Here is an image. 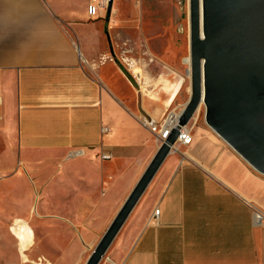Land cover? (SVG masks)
Here are the masks:
<instances>
[{"label":"crops","instance_id":"obj_1","mask_svg":"<svg viewBox=\"0 0 264 264\" xmlns=\"http://www.w3.org/2000/svg\"><path fill=\"white\" fill-rule=\"evenodd\" d=\"M121 6L90 17L87 0H0V204L19 210L0 218V264H84L159 148L140 119L188 99L180 53L146 54L141 72L121 62ZM187 25L179 6L165 42L186 51ZM186 127L191 142L164 158L106 264H264V174L199 113ZM18 221L31 236L12 233Z\"/></svg>","mask_w":264,"mask_h":264},{"label":"water","instance_id":"obj_2","mask_svg":"<svg viewBox=\"0 0 264 264\" xmlns=\"http://www.w3.org/2000/svg\"><path fill=\"white\" fill-rule=\"evenodd\" d=\"M187 9L188 99L84 264L99 263L200 106L205 124L264 174V0H187Z\"/></svg>","mask_w":264,"mask_h":264},{"label":"rangeland","instance_id":"obj_3","mask_svg":"<svg viewBox=\"0 0 264 264\" xmlns=\"http://www.w3.org/2000/svg\"><path fill=\"white\" fill-rule=\"evenodd\" d=\"M121 2V7H124V9H122L120 13L121 23L117 26L115 35L117 37V43L114 45L115 52L121 62H123V64L132 63L133 68L141 72V66L143 63L141 58L146 56V54L159 58L169 51L174 54L180 53V57H183L184 62L181 66V74L185 79L182 89H187L188 91L189 77L186 74V69H188L187 71L189 73V60L186 62L184 61L185 56H188V48L186 51H181L178 49L177 45L165 42V40L168 41L169 33H166L164 38V31L160 28L162 21L172 20V14L179 6L182 7V12L185 13L187 10V0H130V3L121 0ZM141 27L143 30H141ZM141 31L145 33L146 39L142 38L143 34ZM185 36L188 45L187 35ZM135 57L136 60H130ZM159 63L160 62L155 61L151 63L153 73L161 72L162 67L158 65ZM167 84H165V87ZM170 86L171 85L167 88H170ZM197 113H199L200 117L203 119V106L199 107ZM18 214V206H4L3 204H0V218L11 217ZM0 236H4L6 241L9 238L7 232H0ZM119 236L120 232L118 231L98 264H106L108 262L107 258H109L110 251L114 247ZM1 256L2 250L0 249V259Z\"/></svg>","mask_w":264,"mask_h":264},{"label":"built area","instance_id":"obj_4","mask_svg":"<svg viewBox=\"0 0 264 264\" xmlns=\"http://www.w3.org/2000/svg\"><path fill=\"white\" fill-rule=\"evenodd\" d=\"M109 2H110V0H87V14L90 17H93L97 14V11L99 9H107L108 10ZM187 10H186V13H187ZM187 34H188V25H187ZM176 114H178V113H173V112L168 113L160 123H156V121L153 118L147 117V116H143L140 119V121H141V124L143 126L147 127L151 132H153L155 134L156 140L161 143L162 141H164L168 137L170 130L175 126ZM178 142L181 144H189L191 142V134H190V131L187 127L180 128L174 146ZM174 146H173V148H174ZM100 158L101 159H107V158H109V154L108 153H101ZM153 214L156 216L158 214V210L155 209L153 211ZM253 216H254L255 220H257V221L261 220L262 217H264L256 209L253 210Z\"/></svg>","mask_w":264,"mask_h":264},{"label":"bare ground","instance_id":"obj_5","mask_svg":"<svg viewBox=\"0 0 264 264\" xmlns=\"http://www.w3.org/2000/svg\"><path fill=\"white\" fill-rule=\"evenodd\" d=\"M187 58V57H186ZM189 60V55H188V59L187 61ZM188 63V62H187ZM138 70L134 69V72H137ZM189 77H190V70H189ZM189 91H190V87H189ZM12 233L15 234V235H21V233H26L27 236H31V232H30V229L28 228V226L25 224V222H20L18 221V223H16L13 227H12ZM17 238V236H16ZM22 238V235L21 237ZM20 240V239H18Z\"/></svg>","mask_w":264,"mask_h":264}]
</instances>
